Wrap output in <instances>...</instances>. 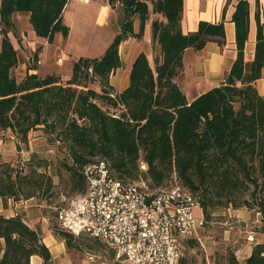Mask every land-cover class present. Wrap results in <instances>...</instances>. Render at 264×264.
Listing matches in <instances>:
<instances>
[{"label": "trees", "instance_id": "obj_1", "mask_svg": "<svg viewBox=\"0 0 264 264\" xmlns=\"http://www.w3.org/2000/svg\"><path fill=\"white\" fill-rule=\"evenodd\" d=\"M67 1L0 0L1 133L9 131V138L20 134L25 139L38 126L55 133V139L66 148L70 162L64 165L76 194L85 191L82 169L95 158L106 161L112 175L122 182H135L131 180L138 177L143 162L145 174L154 185L167 184L164 180L175 173L181 185L196 197L205 220L218 207L229 205L264 213L263 202L257 204V209L243 205L247 202L236 204L231 198L247 183H257V178H261L260 189L264 188V95H259L253 86L264 65L258 0H254L253 58L244 59L249 0H237L231 17L235 59L218 86L191 101L180 87L183 51L200 50L208 41L223 47L225 34L222 22L207 21H199L193 32L182 33L183 0H106L116 11L119 31L101 55L75 59L65 84L56 74L40 77L28 72L17 81L11 72L18 55L8 36L13 15L27 13L34 34L51 43L56 33L64 38L69 33L62 18ZM151 15H156L151 21L153 64L145 53H139L131 64L128 86L117 92L109 84V75L122 65L119 45L129 36L140 38ZM135 19L139 21L137 32ZM34 58L37 60L36 53ZM92 82L99 83L101 94L87 86ZM98 98L119 109V114L103 109ZM40 167L44 165L37 161L28 163L29 170L23 174L19 170H1L0 198L18 201L33 197L38 191L47 195L52 180L38 170ZM198 190L202 193L199 199L195 194ZM221 197L224 202L214 201ZM57 212V225L51 228L74 254H79L76 243L80 237L101 243L97 238L76 237L63 229ZM0 239V264H29L32 255L40 256L42 264H51L40 230L30 227L18 214H0ZM222 258L227 264H239L231 250ZM182 261L181 255L179 264ZM244 264H264V244H255Z\"/></svg>", "mask_w": 264, "mask_h": 264}, {"label": "crops", "instance_id": "obj_2", "mask_svg": "<svg viewBox=\"0 0 264 264\" xmlns=\"http://www.w3.org/2000/svg\"><path fill=\"white\" fill-rule=\"evenodd\" d=\"M72 1V4L70 2ZM237 0H183L182 17L180 27L182 33L193 32L197 29L199 21L211 23L222 22L224 25L225 44L220 47L214 41H208L200 50L186 48L182 53V76L180 87L188 101L207 90L218 86L230 69L235 56V29L231 20L234 5ZM260 20L264 35V0H258ZM225 7V8H224ZM256 4L249 0L248 8V36L244 45V59L250 61L253 58L256 21ZM26 17L29 28V16L27 13L16 12L13 22L18 25L19 19ZM79 17L77 25L70 18ZM87 26L84 21L88 18ZM156 15H151L145 23L143 34L140 38L129 36L119 45V54L122 65L109 75V84L115 91L121 92L129 84V72L134 58L141 52L145 53L153 64V51L151 42V21ZM63 22L69 26L67 37L56 33L51 43L45 38L40 42L25 40L28 46L34 50L38 57V68L28 69L29 72L40 74H58L60 66L70 61L65 67V76L71 73L72 62L80 56L96 57L101 55L109 45L114 35L119 31L117 15L106 0H68L62 14ZM134 32H137L139 21L134 20ZM32 29V27H31ZM34 34V31L31 30ZM35 35V34H34ZM81 39L74 42L75 36ZM36 36V35H35ZM253 86L259 95H264V65L261 77L253 82ZM15 148L13 139L0 140V153L13 151ZM33 197L13 201L0 198V214L10 217L20 215L30 227H37L42 235L43 243L48 247L51 254V264H109L107 257H98L96 261H89L87 255L74 254L64 241L57 237L46 215L42 213ZM211 221L199 226L193 236L181 239V255L183 250L190 255L204 254L208 264H227L222 258L227 250L233 251L239 264H244L250 256L253 246L257 243L264 244V213L256 215V211L246 207L232 208L213 212ZM201 215L197 217H202ZM208 223L212 226H206ZM101 243H103L101 241ZM0 244H3L0 239ZM107 246L105 243H103ZM112 251L111 261L113 258ZM220 250L222 255L216 254ZM109 262V263H108ZM43 259L38 255H32L29 264H42Z\"/></svg>", "mask_w": 264, "mask_h": 264}, {"label": "built area", "instance_id": "obj_3", "mask_svg": "<svg viewBox=\"0 0 264 264\" xmlns=\"http://www.w3.org/2000/svg\"><path fill=\"white\" fill-rule=\"evenodd\" d=\"M139 167L146 169L143 162ZM82 173L85 191L60 208L57 218L74 236H91L111 248L109 264H179L181 239L207 222L193 214L197 199L176 175L163 185L122 182L100 158ZM87 259L96 256L87 253Z\"/></svg>", "mask_w": 264, "mask_h": 264}, {"label": "rangeland", "instance_id": "obj_4", "mask_svg": "<svg viewBox=\"0 0 264 264\" xmlns=\"http://www.w3.org/2000/svg\"><path fill=\"white\" fill-rule=\"evenodd\" d=\"M72 4V1L70 2ZM88 18V17H87ZM77 25L80 24L79 17L70 18ZM89 18L84 21V23L88 22ZM13 21V18H12ZM1 30V24H0ZM31 27L29 28L26 17H22L19 19L18 25L13 22V28L8 31V36L11 42L14 44L17 55L18 62L16 66L13 68L11 75L19 81L24 77L26 72L28 73H37V72H29L28 69L38 68L40 62L34 58V50H32L27 43H24L25 40L33 41L36 40L40 42L42 37H37L31 31ZM24 35V37L22 36ZM2 38V34L0 33V40ZM81 38L77 35L74 37V42L77 44V41ZM70 61H67L64 66L61 65V61L58 62L60 66V73L56 74L60 78V83L65 84V82L69 79L62 78L65 76V67ZM40 77H43L47 74L37 73ZM55 74V73H53ZM87 86L93 88L98 94H101V87L98 82L87 83ZM97 103L103 108L109 111L110 113L119 114V109H115L108 105L104 100L98 98ZM9 131L7 133H1L0 131V140H9L8 137ZM15 139H13L15 148L13 151L0 153V171L3 169H12L19 170L21 174L27 172L28 163H35L37 161L41 162L44 167H40L38 170L44 172L47 176L51 177L52 180V188L50 192L46 195L41 191H38L33 199L35 200L37 205H40L39 208L42 210V213L47 216L49 220V224L52 227L53 225H57L55 220V214L60 209L65 207L69 200L76 195V190L72 183H69V172L67 171L64 162H70L67 158V151L65 146L61 141L56 140V134L44 131L42 126H38L35 129L30 130L27 133L25 139H22L21 135H14ZM22 168V170L20 169ZM138 177L135 182H143L145 184H150L151 179L147 174H145L146 169L138 168ZM175 175V173H171V175L164 180V182H169L171 178ZM130 180V179H129ZM261 178H257V183H247V187L244 188L241 192L235 193L231 198L234 200L236 204H243L248 206L247 204L258 207L259 202H263L264 205V188L260 189ZM198 199L202 196L201 190L195 192ZM216 202H224L225 198H215ZM229 207H232L229 205ZM225 207H218V211L226 210ZM193 214L195 216L201 215V208L199 204H196L193 208ZM214 217L210 215L209 221ZM206 226H212L208 223ZM77 248L78 253L81 255H87V253H94L98 257H107L108 261L111 262L112 251L107 248L103 243H99L94 241L88 237H80L77 240ZM219 255H222L220 250L216 251ZM183 261L182 264H208L205 259L204 254L198 253V255H190L187 254L185 250L182 252ZM96 261V260H95ZM108 262V263H109Z\"/></svg>", "mask_w": 264, "mask_h": 264}]
</instances>
